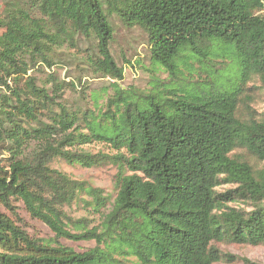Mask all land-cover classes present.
Returning <instances> with one entry per match:
<instances>
[{
    "label": "trees",
    "instance_id": "obj_1",
    "mask_svg": "<svg viewBox=\"0 0 264 264\" xmlns=\"http://www.w3.org/2000/svg\"><path fill=\"white\" fill-rule=\"evenodd\" d=\"M6 3L0 204L14 210L13 201L22 202L55 237L34 239L0 212V264H130L127 255L139 264H219L234 256L216 243L264 246V167L254 164L264 161V110L254 106L264 94V0ZM114 17L145 31L151 61L170 75L186 49L206 57L218 43L229 46L241 66L239 83L201 95L159 81L146 93L125 90L124 69L111 49ZM66 58L110 78L115 93L102 104L82 78H60ZM32 143L38 146L27 155ZM90 143L114 153L83 149ZM57 157L88 168L116 165L115 200L52 168ZM223 184L231 187L219 191ZM74 201L104 218L101 232L81 226L84 218L75 224L83 231L71 232L65 206ZM62 238L97 244L79 252Z\"/></svg>",
    "mask_w": 264,
    "mask_h": 264
},
{
    "label": "rangeland",
    "instance_id": "obj_2",
    "mask_svg": "<svg viewBox=\"0 0 264 264\" xmlns=\"http://www.w3.org/2000/svg\"><path fill=\"white\" fill-rule=\"evenodd\" d=\"M6 0H0V13H5L9 8ZM115 28V35L111 44L112 53L118 64L124 69V78L119 83L125 90L142 94L150 91L156 81L165 83L167 89H182L184 92L194 95H201L208 92H226L233 90L240 81L241 66L239 60L229 46L218 43L210 48L211 54L203 55L190 52L189 49L182 51V58H179V69L175 75H170L165 68L153 63L148 52L147 35L140 27H126L117 17L111 19ZM84 43V47L87 46ZM73 53L74 50L71 49ZM80 60L65 59L63 67L58 70L59 76L66 81H77L82 78L83 83H87L90 90L96 91L100 95V103H104L106 98L115 93L113 82L110 78L97 77L86 69ZM71 99L74 94L67 93ZM161 98L165 96L160 94ZM255 108L258 111L264 110V94H259ZM37 143H32L27 150V155H31L37 148ZM83 149L92 153L99 151L113 154L114 151L101 143H90L82 145ZM31 157V156H30ZM257 168L264 167V161L254 162ZM50 166L58 169L74 179L86 182L88 185L101 189L105 194L111 195L114 201L118 193L117 174L118 168L114 164H104L96 167H84L79 163H70L67 160L57 157L51 161ZM230 184L221 185L218 190L225 191L230 188ZM14 210L8 209L0 204V212L10 217L15 223L25 229L34 238L44 241H52L54 232L42 221L32 218L25 210L22 202L14 200ZM241 207H246L243 202L230 203ZM65 211L69 215V229L73 233H80L83 230L77 228L75 224L82 220L81 226L88 228L96 227L102 231L104 218L95 210L91 204L76 202L66 205ZM86 221V224H85ZM60 242L76 251H87L96 246L95 240L76 241L67 238L60 239ZM217 247L225 254L234 256V261L224 260L219 264H247L245 259L252 264H264V246H252L244 244L216 243ZM130 264H139L133 255H127Z\"/></svg>",
    "mask_w": 264,
    "mask_h": 264
}]
</instances>
